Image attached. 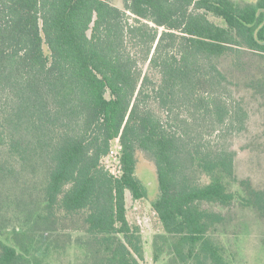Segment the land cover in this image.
Wrapping results in <instances>:
<instances>
[{"label": "trees", "instance_id": "1", "mask_svg": "<svg viewBox=\"0 0 264 264\" xmlns=\"http://www.w3.org/2000/svg\"><path fill=\"white\" fill-rule=\"evenodd\" d=\"M240 82L264 93V0H0V181L32 199L23 224L49 244L78 231L93 264H142L125 199L146 196L142 152L154 259L161 238L171 264H230L215 208L237 201L264 223V187L238 180L229 146L248 119ZM115 139L117 174L103 164ZM0 208V264H38L32 236L2 238Z\"/></svg>", "mask_w": 264, "mask_h": 264}, {"label": "rangeland", "instance_id": "2", "mask_svg": "<svg viewBox=\"0 0 264 264\" xmlns=\"http://www.w3.org/2000/svg\"><path fill=\"white\" fill-rule=\"evenodd\" d=\"M234 92L236 96L244 98L248 111L245 130L229 138V146L235 151V174L238 180L247 179L252 186L262 188L264 187V93H255L252 89L244 87L242 82L234 87ZM115 145L117 144L114 140L112 146ZM103 164L109 166L111 171L118 168L114 160L105 158ZM136 174L146 190V196L133 199L131 194L126 192L125 199L127 218L131 224L139 226L143 237L142 264H171L169 243H164L161 238L158 240V245L162 251L154 259V238L164 233L152 209V201L159 195L155 168L152 161L142 152L137 153ZM232 189L238 191L239 187L233 185ZM11 192L13 197L6 198ZM19 193V188L11 189L7 183L0 181V206L6 207V217L3 220L6 228L2 236L4 240L15 244V238H20L26 245L32 246V238L39 239V242L34 240L35 247L39 249L36 256L39 260L38 264H93L91 245L77 243L80 238L78 236L87 239L80 232L70 233L69 238H64L67 240L65 244L60 241L49 244L50 239L46 237L43 224L33 223V220L23 224L25 223L23 217L31 214L33 205L28 195L26 200L23 196L20 197L21 193ZM215 210L221 211L225 216V222L220 225L214 236L226 249L230 264H264V223L256 213L242 207L237 201L230 208H215ZM37 212L44 214L38 210ZM46 247H48L47 252H45Z\"/></svg>", "mask_w": 264, "mask_h": 264}, {"label": "built area", "instance_id": "3", "mask_svg": "<svg viewBox=\"0 0 264 264\" xmlns=\"http://www.w3.org/2000/svg\"><path fill=\"white\" fill-rule=\"evenodd\" d=\"M116 141V144L114 147L111 146L108 154L103 158V160L106 158V160H114L116 163H117V166L118 168L113 172L111 171L113 174H117L119 173V168H120V165H119V153H120V144H119V141L118 139H115ZM113 147V148H112ZM106 168H108L109 170H111V168H109V166H106Z\"/></svg>", "mask_w": 264, "mask_h": 264}]
</instances>
